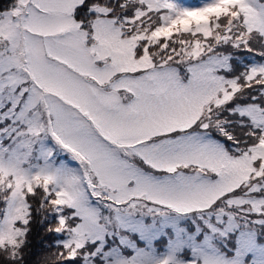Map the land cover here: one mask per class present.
Returning a JSON list of instances; mask_svg holds the SVG:
<instances>
[{
  "label": "snow or ice",
  "instance_id": "6c2138e0",
  "mask_svg": "<svg viewBox=\"0 0 264 264\" xmlns=\"http://www.w3.org/2000/svg\"><path fill=\"white\" fill-rule=\"evenodd\" d=\"M0 264H264V0H0Z\"/></svg>",
  "mask_w": 264,
  "mask_h": 264
},
{
  "label": "rangeland",
  "instance_id": "374dc122",
  "mask_svg": "<svg viewBox=\"0 0 264 264\" xmlns=\"http://www.w3.org/2000/svg\"><path fill=\"white\" fill-rule=\"evenodd\" d=\"M180 2L184 3L187 6L195 7L201 5L204 0H180Z\"/></svg>",
  "mask_w": 264,
  "mask_h": 264
},
{
  "label": "trees",
  "instance_id": "16d2710c",
  "mask_svg": "<svg viewBox=\"0 0 264 264\" xmlns=\"http://www.w3.org/2000/svg\"><path fill=\"white\" fill-rule=\"evenodd\" d=\"M34 251H35V254H36L35 255V260L36 261H39L42 256L46 255V250L43 249L42 247L37 246Z\"/></svg>",
  "mask_w": 264,
  "mask_h": 264
}]
</instances>
